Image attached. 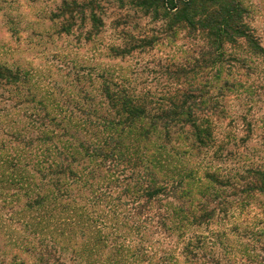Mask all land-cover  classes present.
<instances>
[{
	"label": "rangeland",
	"instance_id": "rangeland-1",
	"mask_svg": "<svg viewBox=\"0 0 264 264\" xmlns=\"http://www.w3.org/2000/svg\"><path fill=\"white\" fill-rule=\"evenodd\" d=\"M241 3L264 47V0ZM125 5L0 0V264H264V192L255 189L264 121L245 142L233 130L223 157L107 124L116 117L106 80L159 102L201 47L185 33L159 35L164 28ZM148 35L155 40L143 52L118 55ZM113 136L128 148L124 160L138 144L160 159L159 187L173 196L150 200L139 169L93 155ZM56 145L67 156L58 160ZM68 156L72 172L57 174Z\"/></svg>",
	"mask_w": 264,
	"mask_h": 264
},
{
	"label": "trees",
	"instance_id": "trees-1",
	"mask_svg": "<svg viewBox=\"0 0 264 264\" xmlns=\"http://www.w3.org/2000/svg\"><path fill=\"white\" fill-rule=\"evenodd\" d=\"M117 1L122 9H126L125 4L129 3L138 14L151 19L159 29L164 28L159 35L185 33L187 38L198 41L201 47L197 57L171 73L178 84L164 89V98L159 102L122 82L106 80L103 92L110 103L108 111L116 117L107 124L114 129L126 127L123 134L134 129L143 139L157 135L162 142H183L188 151L198 154L203 150L214 151L220 157L224 153H232L233 142H236L233 130L245 133L243 142L251 139L257 122L264 121V70L259 69L264 66V47L247 23L248 12L241 0ZM125 31L130 33L123 29V34ZM154 40L149 35L133 36V44L118 49V55L124 57L136 50L143 52ZM259 105L260 109L257 108ZM261 112L263 116L256 118ZM226 121L229 122L224 127ZM221 128L229 131L224 132ZM174 135H177L175 140L172 139ZM45 141L49 142V139ZM163 145L167 147V144ZM140 146L138 144L132 149L134 153L131 155L136 156L135 159L131 156L124 160L128 148L121 138L113 136L103 141L102 147L95 148L93 155L105 159V164L111 163L113 168L128 163L131 169H139L137 179L149 185L150 200L163 194L164 197L173 196L168 184L164 188L159 187V177L155 166L154 169L152 167L154 161L162 166L161 160L147 157L146 153L140 152ZM55 150L58 160L67 156L58 145ZM176 150L172 145L170 151ZM68 158L57 163V174L69 173V163L75 159ZM257 169L260 181L255 189L264 192V169ZM38 173L42 175L43 172ZM178 185L180 190L183 185L180 182Z\"/></svg>",
	"mask_w": 264,
	"mask_h": 264
}]
</instances>
